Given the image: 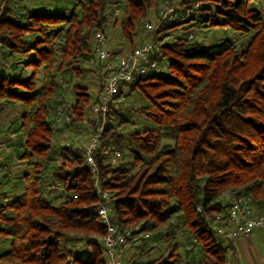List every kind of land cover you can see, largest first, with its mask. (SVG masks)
Here are the masks:
<instances>
[{
	"label": "trees",
	"instance_id": "16d2710c",
	"mask_svg": "<svg viewBox=\"0 0 264 264\" xmlns=\"http://www.w3.org/2000/svg\"><path fill=\"white\" fill-rule=\"evenodd\" d=\"M159 1L73 0L53 11L40 0H1L0 112L19 111L24 168L10 187L0 181V264H105L95 180L110 194L112 223L140 237L133 264H224L233 240L213 224L225 220L229 196L248 195L264 209V0H170L177 17L155 33L167 69L119 84L93 153L96 173L84 144L54 138L56 105L77 121L91 94L75 83L65 105V74L96 70L102 80L85 62L93 31L116 34L131 50L146 40L137 32ZM217 25L231 36L194 39ZM131 94L145 101L124 105ZM11 171L0 159V174ZM180 234L198 245L193 263L179 252Z\"/></svg>",
	"mask_w": 264,
	"mask_h": 264
},
{
	"label": "built area",
	"instance_id": "2783aa9c",
	"mask_svg": "<svg viewBox=\"0 0 264 264\" xmlns=\"http://www.w3.org/2000/svg\"><path fill=\"white\" fill-rule=\"evenodd\" d=\"M1 2V0H0ZM159 9L155 19L143 20V27L147 38L135 48L115 53L104 48L106 36L100 29H95L91 35L92 53L87 57L88 66L100 67L102 80L96 99L92 105V121L96 128L91 132L89 139L83 145L85 162L96 173L94 151L99 142V136L106 125V114L110 102H114V96L118 92L120 83H134L141 77L155 72H163L167 64L163 61V51L159 48V40L155 38L156 30L160 26L172 24L177 15L176 6L170 0H160ZM180 18L184 19L187 9L183 10ZM188 37H193L189 33ZM73 116L67 111L63 104H57L53 115V124L60 129L65 123H69ZM117 152L110 157L111 162L116 161ZM94 191L98 197L95 212L102 224L106 227V233L101 238L104 248L105 264H133L132 252L128 251L131 246L140 243L137 234L130 233L127 229L118 228L111 221L112 208L109 204L110 194L106 189L99 186L95 180ZM213 228L226 240H235L239 237L249 236L255 229H264V209L256 211L251 198L243 194H231L225 220L214 222ZM188 249L193 244L187 245ZM138 264H151L146 260Z\"/></svg>",
	"mask_w": 264,
	"mask_h": 264
},
{
	"label": "rangeland",
	"instance_id": "374dc122",
	"mask_svg": "<svg viewBox=\"0 0 264 264\" xmlns=\"http://www.w3.org/2000/svg\"><path fill=\"white\" fill-rule=\"evenodd\" d=\"M41 2H43L45 5H50V7L53 9V11H55L56 5H69V2L73 1V0H40ZM175 2H179L178 0H175ZM195 4V3H194ZM36 6L35 3L31 4L30 7ZM39 5V4H38ZM160 6H162L159 3ZM159 5L152 9H150L149 15L148 17L144 18L145 19H155L158 9H159ZM179 6V5H178ZM176 6L178 9L180 7ZM184 6V5H182ZM58 7V6H57ZM50 9V8H49ZM185 9L190 10L189 7H185ZM51 10V9H50ZM171 36L169 38H171L174 34L177 35L179 33H181V26L178 27V29L176 31L171 32ZM194 33V39L197 41L202 42L204 45L216 40L217 38L220 37H227V36H231V32L228 28L223 27V26H210L207 28H200L195 30ZM116 36V34H115ZM112 37L111 34L109 33L106 37L107 43L104 44V48L108 49L109 51H114L116 50V48H120L122 52L128 51L130 50V43L128 41H125L123 39H120L119 37ZM137 36H139L140 38H147V34L146 31H144L141 27V29H138L137 32ZM238 37L235 36V42H237V44H239L240 46H244L245 42L247 40V38H245L244 40H238L236 39ZM137 40V39H136ZM135 40V42H133L134 44L138 45ZM139 40V39H138ZM106 42V41H105ZM19 67H23L22 70L25 74H29L31 72V67H26V65H22L20 64ZM102 72V71H101ZM96 75V71L95 70H85L84 72H82L81 76H76L74 73L68 72L67 74H65V90L63 92V103H65V105L67 106H71L73 104V98H72V93H71V88L75 83H80L83 84L84 86H86L87 90L91 92L90 94V98L88 103L85 105L84 107V115L83 118H81L80 120L77 121H70L69 125L63 126L61 127V131L56 133L55 135V139L59 140V139H63L67 138L68 140H70L71 142H74L78 145H83L84 143H86L89 139V136L93 130V126L92 124L89 122V119L92 118L93 112H92V105L94 103V97L97 95V89H96V85H95V81H93V78ZM38 77H41V71L38 74ZM96 78V77H95ZM40 84V82H38V85ZM135 95L131 94L129 95L123 102L125 103L124 105L130 107L133 105H139L142 104L145 99L139 97V99H135ZM119 104V103H118ZM117 104V105H118ZM120 107H123V104L118 105ZM17 108H5L2 113H0V127L5 126L7 124H10L11 126L9 127V129L4 133L0 132V158H1V154H4L3 148L7 147V145L11 146V160L9 162L11 170H12V174L11 177L16 178L17 176H20L21 171L24 168V163H21L18 161L17 159V155H18V151L19 148L17 146V143L19 140H21V131L18 129V126L16 124H14V118L17 117ZM134 118L136 119H141V115H139L138 113H135ZM77 135H79V137H77ZM87 137V138H86ZM162 142H167V140H163ZM7 150V149H6ZM2 152V153H1ZM116 156V160H117ZM9 177V180L7 179L6 182L7 184H11L12 182H16V179L11 180ZM259 230H264V229H259ZM258 230H254L249 236H247V244L252 247V251L255 252V254H257L256 252V247H261V249L264 248V231H259ZM178 242H179V252L182 255V257L184 258V260L189 261L191 263H193L197 257L198 254V245H196L192 250H188L187 249V245L190 243V241L188 240V238L183 235L180 234L179 237L177 238ZM151 240L149 241V245H151ZM232 244V243H231ZM79 246V245H78ZM84 249L83 247L80 246V250ZM263 252V250H262Z\"/></svg>",
	"mask_w": 264,
	"mask_h": 264
},
{
	"label": "crops",
	"instance_id": "0c3cea01",
	"mask_svg": "<svg viewBox=\"0 0 264 264\" xmlns=\"http://www.w3.org/2000/svg\"><path fill=\"white\" fill-rule=\"evenodd\" d=\"M26 67H30V66L26 65ZM96 75L97 76H94L93 81H95L96 89L98 92L101 82H99V80H98L97 71H96ZM0 113H2V111ZM18 114H19V111L17 110V117L14 118V120H13L14 124H16L17 126L19 125ZM10 126H11L10 124H7L3 127L1 126L0 132L5 133L9 129ZM18 129H19V127H18ZM77 137H79V135H77ZM10 149H11L10 145H7V147L3 148L4 154H1V158H0L2 161L7 162V163L10 162V160H11ZM18 153H19V151H18ZM11 174H12V171H11L9 176H4L3 174H0V181L4 184V187H6V188L10 187L14 183V182H12L11 184H7V182H6V180L7 179L9 180V177H11ZM20 178H21L20 176H17L16 178L11 177L10 179L11 180L16 179V181H17ZM255 230L256 231L258 230V232L264 231V230H259V229H255ZM246 240H247L246 237H239V238L231 241L232 244L228 248L227 255H226V261L224 264H264V248L261 249V247H256L257 254H255V252L252 251V247H250L247 244ZM5 248H6L5 246H0V251L4 250ZM134 250H135V246H131L128 249V251H130L132 253L134 252ZM262 250H263V252H262Z\"/></svg>",
	"mask_w": 264,
	"mask_h": 264
}]
</instances>
